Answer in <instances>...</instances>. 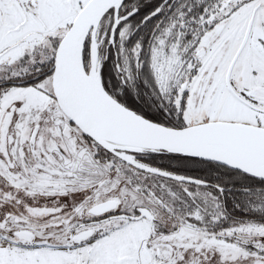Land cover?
I'll list each match as a JSON object with an SVG mask.
<instances>
[{"label":"snow or ice","instance_id":"snow-or-ice-1","mask_svg":"<svg viewBox=\"0 0 264 264\" xmlns=\"http://www.w3.org/2000/svg\"><path fill=\"white\" fill-rule=\"evenodd\" d=\"M0 264H264V0H0Z\"/></svg>","mask_w":264,"mask_h":264}]
</instances>
